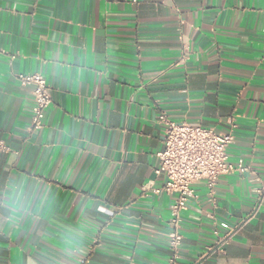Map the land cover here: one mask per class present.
<instances>
[{"label": "crops", "instance_id": "0c3cea01", "mask_svg": "<svg viewBox=\"0 0 264 264\" xmlns=\"http://www.w3.org/2000/svg\"><path fill=\"white\" fill-rule=\"evenodd\" d=\"M135 1L0 0V264H168L162 113L244 167L193 184L176 264H264V0Z\"/></svg>", "mask_w": 264, "mask_h": 264}, {"label": "built area", "instance_id": "2783aa9c", "mask_svg": "<svg viewBox=\"0 0 264 264\" xmlns=\"http://www.w3.org/2000/svg\"><path fill=\"white\" fill-rule=\"evenodd\" d=\"M17 79L21 86L31 88L34 103L30 129L39 130L43 127L45 110L52 102L49 87L39 73L20 74ZM158 123L163 125L164 139L162 150L155 155L157 167L154 174L156 177H161L163 183L155 193L163 192L173 199L170 206L171 230L168 234V246L171 256L168 264H176L182 245L181 213L187 209L188 201L193 194V184L202 181L212 192L218 178L235 171H242L244 167L241 160L236 164L228 160L227 148L234 141L235 125H231L228 133L216 134L211 129L200 126L175 123L163 113L158 116ZM10 151L5 143L0 142L1 153ZM255 194L257 197L255 211H257L264 200V183L256 189ZM223 242L218 245L216 251L224 244Z\"/></svg>", "mask_w": 264, "mask_h": 264}]
</instances>
